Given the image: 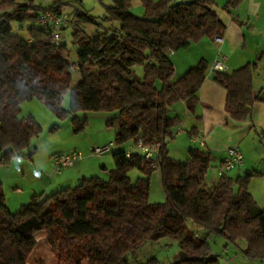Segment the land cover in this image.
I'll return each instance as SVG.
<instances>
[{
    "label": "trees",
    "instance_id": "trees-1",
    "mask_svg": "<svg viewBox=\"0 0 264 264\" xmlns=\"http://www.w3.org/2000/svg\"><path fill=\"white\" fill-rule=\"evenodd\" d=\"M176 1L140 0L145 13L137 16L130 0H111L102 17L110 26L104 30L89 37L73 25L77 59L71 63L62 37L55 41L53 29L38 23L47 10L62 12L60 3L41 10L32 0H0V164L27 148L40 130L31 116H18L20 103L32 97L57 117L72 114L75 132L85 124L76 112H115L106 119L114 128V145L141 139L162 147L158 168L137 151L126 156L115 150V166L106 180L91 176L46 196L32 195L14 212L6 205L0 182V264H26L38 231H45L51 249L63 252L71 264H129L128 254L162 237L178 241L173 264H219L208 242L212 234L243 241L247 255L264 260V207L248 191L250 174L233 180L225 172L207 190L208 149L189 148L186 161L167 155L166 140L179 123L170 107L179 100L194 107L206 68V61L199 59L173 80L170 54L204 36L220 37L225 30L211 9L213 0ZM84 17L100 25L94 17ZM13 21L36 26H29L28 37L22 38L12 33ZM72 23L68 18L59 35ZM139 63L144 65L141 79L131 69ZM73 73L77 79L72 85ZM251 73L252 65L246 64L213 76L227 90L225 109L235 119L247 117L260 99L252 92ZM67 91L70 101L64 109L61 101ZM132 167L145 175L159 172L164 203L149 202L148 179L131 181L127 171ZM141 264H156V259Z\"/></svg>",
    "mask_w": 264,
    "mask_h": 264
},
{
    "label": "rangeland",
    "instance_id": "rangeland-1",
    "mask_svg": "<svg viewBox=\"0 0 264 264\" xmlns=\"http://www.w3.org/2000/svg\"><path fill=\"white\" fill-rule=\"evenodd\" d=\"M15 1L26 2L27 0ZM213 1L214 3L211 9L218 16H222L223 13L231 14L234 12L245 19L250 17V24L256 25V27L264 25V0H239L235 6L230 5L231 7L227 4L228 0ZM32 2L41 10L50 7L55 2L58 4L60 3V10L67 15V18L73 21L72 25L68 24L60 33V37H62V40L66 44L67 57L71 63H75L77 59V47L76 44L73 43L71 35L74 24L82 29L89 37L94 36L97 32L110 26V23L104 21L102 17L106 13V6L111 4V0H81L80 2L77 0H32ZM255 2L258 3L261 11L259 14L261 20L259 18L257 21L254 16H249L247 14L248 7ZM226 5L230 8V12L226 10ZM130 9L132 13L137 16H142L145 13L140 0H130ZM82 14H88L94 17L100 25H96L95 23L86 20ZM29 26H36V23H30L29 21L18 23L13 21L11 23V30L13 34L22 38H27V29ZM261 28H264V26ZM203 38L208 39L210 37L204 36L199 40ZM212 39L215 41L214 37ZM197 41L191 42V45H194ZM184 50L185 49H179V52H183ZM188 50L190 51L191 49ZM131 69L133 70V77L141 79L144 76L143 63L135 64ZM76 79L77 75L76 73H73L72 85L75 84ZM175 79H177V77L173 80ZM157 87H160L159 82H157ZM69 101L70 96L67 91L63 95L61 106L64 109H68ZM114 114L115 112H107L103 110L78 111L74 115L85 120V124L81 130L75 132L72 123V114H68L64 117H57L38 97L23 100L20 103V112L18 113L19 118L31 116L39 124L40 130L31 138L30 144L27 148L23 149L20 153L15 154L8 163L0 164V176L3 178L4 191L6 193L5 197L8 200L9 210L14 212L19 208L13 206L10 200L11 194L10 191L7 190L9 187L8 185L18 183L19 187L24 189L31 187L33 181V179H31L32 170L37 169L38 165L43 162L51 160V156L54 152L57 153L63 152L66 149H76L81 154L80 159L75 161H78L77 163H74L75 165L63 167L60 172L67 169H71L70 172H74V170L77 169L75 166L81 160H84V165L82 167L87 170L86 178L96 176L102 180H106L108 178L109 170L115 166L112 153L115 150L122 151L131 144L129 141L119 146L113 145L110 150L104 151L100 154H96L92 151L91 147L93 146L103 147L114 141V128L106 124V119ZM186 139L185 133L182 136L173 135L172 138H168L166 140L167 155L177 161H186L189 148L205 149L204 146H198L197 142L187 144ZM244 145L246 154L251 153L255 155L256 167L260 169L259 171L262 173V175L252 176L250 178L248 191L252 193L256 203L260 207H264V131L259 130L258 134L252 131L245 139ZM18 161L21 164H25L29 172L24 175H8V166L11 164L10 166H16L18 169L20 167L17 163ZM212 161H214L213 158L205 175L204 187L207 190H211L219 179V173L215 170V167H213L214 165L212 164ZM102 165H105L107 170H103ZM37 170H40V168ZM234 171L235 170L227 171V173L232 176ZM56 175L57 173L53 171L51 164V174H49V176H52L51 178L56 180ZM127 177L131 181H135L140 177H147L149 185V202H165V195L160 182L159 172L157 170L145 175L138 168L132 167L127 171ZM28 199L29 196L27 200ZM27 200H25V202ZM46 236L45 231H38L34 234L36 243L27 255L26 264H71L67 263L63 252L51 249ZM208 242L213 252L218 255L219 264H264V260L250 256L249 254L247 255V253L242 250L243 241L239 240L237 243H233L221 235L212 234L208 238ZM178 251L179 244L177 240L162 237L156 241H147L143 243L134 253L127 255V260L129 264H141L153 257L156 259V264H173L176 260ZM82 264L87 263L86 261H83Z\"/></svg>",
    "mask_w": 264,
    "mask_h": 264
},
{
    "label": "crops",
    "instance_id": "crops-1",
    "mask_svg": "<svg viewBox=\"0 0 264 264\" xmlns=\"http://www.w3.org/2000/svg\"><path fill=\"white\" fill-rule=\"evenodd\" d=\"M260 12L257 2L247 9V14L254 16L256 21L259 18L261 20ZM218 17L225 24V30L220 36L221 42L214 41L213 37L203 38L195 42L194 45L190 43L186 48H183L185 49L183 52L177 50L170 54L174 67L173 79L180 77L199 59L206 61L204 78L197 91L198 100L194 107L192 109L187 108L183 100L173 103L170 107V115L179 119V123L173 127V134L174 136H182L185 133L187 144L197 142L198 146H204L205 149H208L214 160L212 164L215 170H218L229 147L238 148L243 155L242 163L229 170H235L232 176L226 173L233 180L245 174H250L251 178L262 175L260 169L256 167L255 155L245 153L244 141L252 131L256 134L259 130L264 131V28H261L264 25L256 27V25L250 24V17L245 19L234 12L231 14L223 13L222 16L219 15ZM188 49L192 51L190 50V52ZM218 53L225 56L226 68L224 72L227 74L246 64L252 65L251 88L253 94L260 96V99L253 103L250 114L243 119H235L226 111L227 90L213 79L215 71L211 69V63ZM191 136H194L195 139L192 140ZM199 138L202 139L203 144H200ZM122 151L126 153L135 150L131 149L130 144ZM17 163L20 166L18 169L16 166H10L11 164L8 166V175H24L29 172L25 164H21L19 161ZM83 163L84 160H81L75 166L77 169L74 172L67 169L57 173L56 180L49 176L51 174V160L38 165L37 169L40 168V170L35 169L31 172V179H33L31 187L24 189L19 187L18 183L8 185L7 190L10 191V200L13 206L19 208L32 195L46 196L58 189L76 185L87 177V170L82 167ZM210 164L211 161L209 166ZM102 168L107 170L105 165H102ZM0 182L5 197L4 182L1 176ZM250 194L252 195L251 192ZM28 196L29 199L27 200ZM25 200L27 201L25 202ZM7 201L5 197L8 207ZM244 247L245 244L243 243L242 248Z\"/></svg>",
    "mask_w": 264,
    "mask_h": 264
},
{
    "label": "built area",
    "instance_id": "built-area-1",
    "mask_svg": "<svg viewBox=\"0 0 264 264\" xmlns=\"http://www.w3.org/2000/svg\"><path fill=\"white\" fill-rule=\"evenodd\" d=\"M38 23L42 28L51 27L53 29V38L55 41H59L60 35L58 28L64 24L68 23V18L65 13L57 12L55 9L47 10L41 13L38 17ZM216 42H221V37H214ZM225 66V56L218 53L217 56L211 63V69L213 71H224ZM191 139H195L191 136ZM200 144H203L201 138H199ZM113 142L109 143L107 146L103 147H91L92 151L96 154L103 153L104 151L110 150L113 146ZM131 149L139 152L144 158L153 161V165L157 168L159 166V161L162 156V147L160 143L147 144L141 139H138L134 144H131ZM130 152H126L125 155L128 156ZM81 154L76 149H71L68 151L57 152L51 156V164L53 171L59 173L63 167L71 166L76 160H79ZM243 160V155L241 151L236 147H229L226 151V156L218 167L217 172L219 176L227 171H229L234 165L241 164Z\"/></svg>",
    "mask_w": 264,
    "mask_h": 264
},
{
    "label": "water",
    "instance_id": "water-1",
    "mask_svg": "<svg viewBox=\"0 0 264 264\" xmlns=\"http://www.w3.org/2000/svg\"><path fill=\"white\" fill-rule=\"evenodd\" d=\"M178 2H179V0L176 1V3H178Z\"/></svg>",
    "mask_w": 264,
    "mask_h": 264
}]
</instances>
